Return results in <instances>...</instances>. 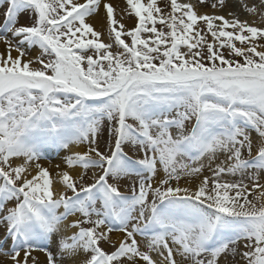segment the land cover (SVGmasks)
Returning a JSON list of instances; mask_svg holds the SVG:
<instances>
[{
	"label": "snow or ice",
	"instance_id": "1",
	"mask_svg": "<svg viewBox=\"0 0 264 264\" xmlns=\"http://www.w3.org/2000/svg\"><path fill=\"white\" fill-rule=\"evenodd\" d=\"M226 6L0 0V264H264V27Z\"/></svg>",
	"mask_w": 264,
	"mask_h": 264
},
{
	"label": "bare ground",
	"instance_id": "2",
	"mask_svg": "<svg viewBox=\"0 0 264 264\" xmlns=\"http://www.w3.org/2000/svg\"><path fill=\"white\" fill-rule=\"evenodd\" d=\"M109 2H111L117 6L116 7V18L119 20L120 19V10L125 6L126 0H109ZM178 2L195 3V1H192V0H178ZM238 4H239V2H236V0H227V6L222 10L215 11V14L223 15L226 18H230L229 13L232 12V13H236L239 16L241 21L247 20L248 22L252 21L253 19H255V17H257V16L247 14L243 9H241L238 6ZM197 11L200 12L201 14H203V13L213 14L214 10H212L209 6V7L198 8ZM127 19L128 18H126V20ZM0 21H1V19H0ZM27 22L28 21L26 20L25 16H22L20 19V23L23 24V23H27ZM121 22L125 24L126 28L128 27L127 23L125 22V19ZM90 23H92L95 26L96 30L103 31V28H102L103 22L101 20L93 19L90 21ZM259 24L260 25H258V26L264 27V21L259 22ZM2 50H3V46L0 45V51H2ZM35 50L36 49L33 50L34 51L33 55L37 54V52H38V50H36V51ZM106 142H107V136L105 135L104 137H102V139L100 141L99 149L101 151L106 150L105 149ZM127 149H128V146L124 147V152H128ZM84 150H86V146H84L83 148H81L80 146H73V148H72V151H84ZM65 154H66L65 151H61V153L59 155L53 156L51 158L47 157V159H43L40 161L42 166H44L45 168H47L49 170L50 177L53 181V189L56 192H59V190L62 188V185L59 183V177L57 176V173L59 171L67 170L66 165L61 160V157H63ZM132 157L135 159L136 155L134 153H132ZM18 161H19V159L15 160L14 164L19 165ZM29 170L32 172L33 175L35 174L34 165ZM93 172H98V171H92L90 173V176H92ZM80 173L81 172L78 168L71 170V172H70V174L73 175L74 177H77ZM204 174L209 175V173L207 171H205ZM91 182L92 181L89 180V183H91ZM186 185H187V180H182L181 186H186ZM61 211H62V209H61ZM121 238H122V234L116 233V232H115V235L111 236V240L113 241V243H117V244ZM140 239L141 238H139L138 240H140ZM8 247H9V245H5V248H8ZM42 254H43L42 252L34 253V255L39 259L42 258V256H41Z\"/></svg>",
	"mask_w": 264,
	"mask_h": 264
},
{
	"label": "rangeland",
	"instance_id": "3",
	"mask_svg": "<svg viewBox=\"0 0 264 264\" xmlns=\"http://www.w3.org/2000/svg\"><path fill=\"white\" fill-rule=\"evenodd\" d=\"M192 1H195L196 2V0H192ZM238 2H239V0H237ZM165 2V0H158V3L161 5V6H163V3ZM210 3H211V0H209V5H210ZM25 18H26V16H25ZM0 19H1V21H0V24H2L3 23V17H2V15H0ZM26 20H27V18H26ZM253 20H255V22L257 23V25H260L259 24V22H261V20H260V18L257 16V17H255V19H253ZM252 20V21H253ZM252 21H250V23L252 22ZM125 22L127 23V25H128V27H127V29H131V28H133L134 26H135V19L134 18H128L127 20L125 19ZM103 31H104V35L101 37V40L103 41V42H105V43H107L108 42V39H107V33H106V29H103ZM208 39H209V42H211V37L209 36L208 37ZM237 43V46L239 47L240 45H239V42H236ZM114 50V49H113ZM36 51V50H35ZM222 51H224L225 52V55H227V50H222ZM38 53V52H37ZM34 54V51H32V53H30V55H33ZM13 55H15V53H13ZM253 136L255 137L256 136V133L253 131ZM108 139V138H107ZM126 147V146H125ZM51 150H53V148H51L50 146H45V149H44V152H45V155L47 156V155H49V154H51L52 152H51ZM128 152H125V153H127V155L128 156H132V153H133V151L131 150V146H128ZM19 163L21 162L20 160L18 161ZM79 169V168H78ZM80 170V172H83V169H79ZM92 171H99V170H97V169H89L88 170V176H90V173L92 172ZM110 182H111V180H110ZM88 183H89V181H88ZM120 184H121V191H124L125 190V187H128V186H130L131 185V181L130 180H128V179H122L121 180V182H120ZM110 235V237L111 236H113V235H115V232H113V233H110L109 234ZM3 236V231L2 230H0V237H2ZM140 237H137V239H139ZM9 246H10V244H9ZM106 251H112L113 250V248H112V246H111V244H108V243H102V245H101ZM42 256V258L41 259H39L38 258V261H39V264H45V256H44V254H42L41 255Z\"/></svg>",
	"mask_w": 264,
	"mask_h": 264
}]
</instances>
